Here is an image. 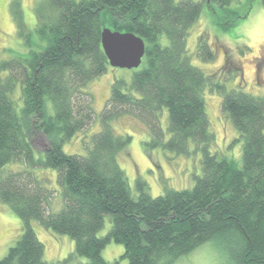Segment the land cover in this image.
Wrapping results in <instances>:
<instances>
[{
    "label": "trees",
    "instance_id": "16d2710c",
    "mask_svg": "<svg viewBox=\"0 0 264 264\" xmlns=\"http://www.w3.org/2000/svg\"><path fill=\"white\" fill-rule=\"evenodd\" d=\"M236 2L46 0L38 5L36 31L45 45L26 56L0 57V201L23 223L20 239L0 264H54L44 259L33 221L74 241L64 264H110L103 257L110 243L124 246L128 264H175L210 242H218V251L234 264H264V96L244 91L239 68L220 72V80L206 74L191 64L187 48L205 8L226 19L217 22L225 30L248 18L253 1L244 13L233 7ZM12 12L30 46L21 8L13 6ZM105 27L141 37L145 64L130 84L113 82L102 129L86 145L87 155L66 154L64 144L94 122L88 85L110 67L102 47ZM197 55L216 59L204 38ZM229 72L240 80L232 90L222 80ZM208 90L222 97L221 113L243 140L240 164L213 150ZM165 113L169 142L164 146L189 155L193 143L202 174L191 189H166L157 197L138 180L136 196L120 165L132 136L117 134L114 123L123 116L140 121L152 135L146 146L157 147L166 136ZM39 134L48 141L41 152L34 146ZM42 169L57 172L59 210L52 209L58 197L49 178L36 174ZM106 216L111 229L101 236Z\"/></svg>",
    "mask_w": 264,
    "mask_h": 264
},
{
    "label": "rangeland",
    "instance_id": "374dc122",
    "mask_svg": "<svg viewBox=\"0 0 264 264\" xmlns=\"http://www.w3.org/2000/svg\"><path fill=\"white\" fill-rule=\"evenodd\" d=\"M179 1V0H178ZM198 1V0H193ZM250 0H237L234 8L240 13L246 12ZM252 10L246 19L225 30L217 24L219 20L211 9L205 8L201 18L193 26L187 38L191 64L200 68L208 75L225 73L234 68L240 69L243 75L244 91L255 97L264 96V6L261 0H252ZM41 2L46 0H0V57L9 59L17 55H29L44 46L37 33L36 10ZM21 8L24 15V31L30 33V46L20 35L12 8ZM213 8V7H212ZM109 28V27H105ZM111 29V28H110ZM201 38L208 41L216 53L214 61H205L197 55V48ZM41 44V45H40ZM142 62L138 69H123L109 67L102 76L89 82L88 89L93 96L95 112L94 122L83 134L75 136L64 144L66 154L87 155L86 145L91 138L102 129L101 115L110 97L111 87L115 79H123L128 84L132 82L134 74L144 66ZM225 77V78H224ZM239 77V74H238ZM219 79V76L217 78ZM228 90L236 88L240 80L234 72L225 74L222 79ZM207 115L212 132L215 134L213 150L222 157L242 162L243 140L231 120L221 113L222 97L210 90L205 95ZM161 126L166 134L163 145L157 147L146 146L151 143L152 135L140 121L123 116L114 123L117 134H129L132 142L128 150L121 156L120 165L126 173L128 183L133 194L137 196L136 182L146 183L147 192L153 197L165 193L166 189H191L195 185V177L202 174L201 155L193 152V143H189V155L177 154L164 146L169 142V117L165 113L161 119ZM37 152L48 146L44 135L39 134L34 139ZM39 156V154H37ZM39 176H47L50 187L57 192V199L52 209H61L63 200L60 186L57 182V172L51 169L36 170ZM60 205V207H59ZM57 210V211H58ZM105 227L100 232L106 235L111 229V218L106 216ZM32 226L38 239L45 246V261L54 264H64L63 261L74 251V241L64 235H57L33 221ZM23 232L21 219L5 203L0 201V260L3 259L20 239ZM218 243V242H217ZM216 242L203 246L189 256L182 258L175 264H234L227 255H223L216 248ZM124 246L110 243L103 251L104 259L110 264H128L123 259Z\"/></svg>",
    "mask_w": 264,
    "mask_h": 264
},
{
    "label": "water",
    "instance_id": "95a60500",
    "mask_svg": "<svg viewBox=\"0 0 264 264\" xmlns=\"http://www.w3.org/2000/svg\"><path fill=\"white\" fill-rule=\"evenodd\" d=\"M102 47L109 65L114 68L138 69L146 54L145 41L132 32L104 28Z\"/></svg>",
    "mask_w": 264,
    "mask_h": 264
}]
</instances>
